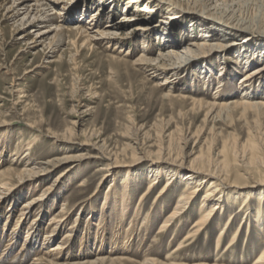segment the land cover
Segmentation results:
<instances>
[{"label": "rangeland", "instance_id": "1", "mask_svg": "<svg viewBox=\"0 0 264 264\" xmlns=\"http://www.w3.org/2000/svg\"><path fill=\"white\" fill-rule=\"evenodd\" d=\"M3 1L0 7V172L22 170L26 160L43 169L36 175L42 177L39 183L35 179L28 182L16 179L10 187L0 192L3 202L0 210V264H32L37 258L44 257L53 245L62 243L68 234L71 239L64 241L63 245L74 248L69 257H63L59 264L94 260L98 246L94 240L98 239H91L94 236L89 233L92 227L93 232L97 230L101 210L107 212L105 222L109 232L106 242L112 245L116 219L112 209L115 192L109 190V185L117 181L116 187L120 192L125 178L134 181L131 195L135 207L147 190L150 164L134 160L132 153L136 151V156L144 157L156 154L161 149L167 154L170 149L174 155L185 154L186 158H193L194 154L202 152L207 156L209 154L221 166L224 160L232 165L229 169L231 177L223 181L224 184L244 188L252 193L253 199L250 201L251 211L242 212L240 217L233 219V226L219 251L220 255L224 254L234 229L240 226V243L233 249L237 255L232 256L231 252L225 254L228 256L227 264L234 259L241 261V255H245L249 263L251 254L257 253V249L251 250V245L255 246L258 242L253 212L259 208V189L264 188L261 185L264 177V117L257 123L252 114L242 117L240 108L208 113L194 107V100L212 103L218 92L219 80L223 78L231 81V85L224 87L220 96H227L231 101L241 99L240 78L247 71L264 66V60L259 62L257 58L254 59L264 52V0H142L144 3L141 5L147 2L151 7L145 8L150 12L143 14L135 12L139 9L130 5V0H68L64 5L63 17L73 23L80 22L82 30H88L89 24L95 22H98V26L94 29L103 30L113 20L118 31L116 35H111L107 43L93 41L88 45L85 44L86 38H78L77 32L71 31L73 24L65 23L68 30L58 34L56 39L61 37L66 43L54 53H50L48 42L41 47L31 44L36 36L33 31L31 33L32 29L28 31L32 34L27 37L28 41L18 40V25L13 24L15 22L9 19L11 14L3 8L11 6L13 0ZM137 25H143L144 31L135 30ZM221 33L228 36L219 40ZM54 34L50 33L49 37ZM196 38L199 42L219 40L224 44L236 43L228 47L230 51L225 57L228 63L223 77H220V72L224 59H217L215 53L210 56L194 55L189 61L167 57L170 52L181 53L186 44ZM159 55L163 57L159 58ZM250 58L256 61L255 64L247 65ZM175 62L178 67L189 70L179 80L168 73ZM67 130L73 134L66 135ZM250 135L254 137L252 140L259 152L253 151ZM225 143L229 149L224 152ZM66 156L75 158L54 161ZM116 156L123 167L116 169H120V173L114 181L105 180V174L110 173V178L114 176L108 168L115 162ZM50 160L54 162L47 166ZM133 160L135 163H131ZM130 171L133 172L128 174ZM67 177L70 182L63 183ZM163 178L160 188L167 183V178ZM182 184H177V193L180 187V191L183 189ZM61 186L62 191L58 192ZM51 187L53 196L47 194ZM160 188L143 200L147 202L144 215L150 211ZM44 193L46 195L43 197ZM174 193L168 196L173 199L162 205L172 206L178 195ZM40 198L44 200L40 203L42 207L40 204L31 206ZM25 204L32 218L23 229H16ZM234 206L228 202L223 204L226 210L222 216L218 214L211 221L208 234L202 235L200 243L189 249L187 255L208 257V264L215 262L213 254L219 231L229 215L239 212V208ZM11 210L14 221L4 231L5 217ZM62 211L68 213L67 223L62 231L52 234L51 221L56 217L60 219ZM160 212L157 210L154 215H160ZM197 217L198 214L189 222L190 226ZM245 220L252 222L249 237ZM159 223L154 225L148 240H143V235L137 238L134 253L125 256L132 260L130 263L140 264L142 252L150 245L161 243L154 242ZM30 227H33L32 249L24 246ZM16 232L21 234L20 240L13 241L12 235ZM184 234L186 232L180 234L172 245L165 240L163 251L155 257L166 262L167 255ZM243 241H247L246 247ZM43 242L46 243L42 245ZM80 242L88 243L84 250ZM101 256L116 257L109 250H105Z\"/></svg>", "mask_w": 264, "mask_h": 264}, {"label": "bare ground", "instance_id": "2", "mask_svg": "<svg viewBox=\"0 0 264 264\" xmlns=\"http://www.w3.org/2000/svg\"><path fill=\"white\" fill-rule=\"evenodd\" d=\"M2 1L3 0H0V7H2L1 4L5 2V1L3 2ZM66 2H68V0H13V3L11 4V6H9L10 3L9 5L4 4V6H9V7L8 8L3 7V8L4 10H7V13L11 14L9 16V19L15 22L13 24L18 25L16 28L17 29L16 31H18L17 32L18 35H20L18 40H22V41L27 40V37L33 31L34 34H36V36L33 38V41L31 42V44H37V46L41 47V46H46V43L48 42L47 44L49 48L51 49L50 53L55 51L57 48L58 49L62 48L65 45L66 40L64 42L63 38L61 37H59L60 38L59 40L56 39L58 34H62L63 31L68 30V28H66L65 26V23H70L71 25L73 24L72 26L73 28L71 31L77 32L78 38H82V37L86 38L85 44H88V45L91 44L93 41L94 42L95 41L106 42L111 39V35H116L115 33L118 31L117 29L118 26L113 20H110L109 24L106 27H104L103 30H99L101 28L94 29L95 27L98 26V22H95L94 24H89L88 30L86 29L82 30V27H80L79 25L80 22L78 24L76 22L73 23V22H70L67 18L63 17V10H65L64 5ZM142 2H143L142 0H130L129 4L135 5V7H138L139 10L135 11L137 14L139 13L143 14L144 12H150L149 10L145 9V8H151L150 4L148 5L146 2V5L145 4L141 5ZM18 17H22L21 20L15 21V19H17ZM144 29H143V25L142 26L137 25L135 28V30L141 31V32L144 31ZM29 30H31V33H29L30 32ZM21 31H23V33H21ZM52 32H55V34L49 37L50 33ZM220 35H219L220 36L219 40H221L222 37L228 36L227 34H223V33H221ZM219 40H211V41L206 40V42L205 41L199 42L200 40L196 38V39L191 40L189 44H186V47L183 49L181 53L170 52L167 57L172 58V59H177V61H181V60L189 61L190 58L193 57L194 55L195 56H199V55L210 56L211 54L215 53L217 54L216 55L217 59H220V58L224 59V66L222 68V71L220 72L221 73L220 77H223V75L225 74V69H226L225 65H227L228 63L225 58L228 55V52L230 51L228 50V47L235 45L236 43H230V44L225 43L224 44L223 42L221 43ZM179 43H183V42L179 41ZM144 51L146 52L147 50H144ZM160 57L162 58L163 56L159 55V58ZM262 57H264V52L261 53L258 57H255L254 59L257 58L260 62V60L261 61L264 60V58L261 59ZM254 62L256 61L250 58L248 62L246 63H248L247 65H252ZM168 70H169L168 73L172 74L175 80L181 79L184 74H187L189 72V70H186L185 68L178 67V64L176 62L173 63L171 68ZM240 81L241 82L239 85H241L240 86L241 99H239V101H231L230 99H227V96L226 97H224V95L220 96V94L222 93V89L224 87H227L228 85H231L230 83L231 81L224 80L223 78V80H219L218 90H217L218 92L216 93V96L213 97L214 101L212 103L207 104L204 101L194 100V107H199L200 110L204 109L208 113H213L216 110L225 111L224 109H239L240 108L242 117H247L250 114H252L255 118V121L258 123L264 117V87H263L264 86V66L258 67V68L255 67L254 69L247 71V73H245V75L242 78H240ZM256 96H258V98H256ZM69 133L73 134L71 130L69 131L67 130L66 135ZM252 135H254V133ZM252 135H250L251 138L249 141L252 144L251 146L253 148V151H255L257 150L256 149L257 144L255 143V141L252 140L254 139ZM58 136L59 135H56V137ZM234 144L235 143H232L231 145L233 146ZM134 145H137V142H134ZM134 145H131V146H134ZM228 149L229 148L227 147L225 143V148L223 151L225 152ZM28 150L31 151V148H29ZM257 151L259 152V149ZM210 152L211 151H209L208 153ZM164 153L161 149L160 152H157L156 154L154 153L148 156L145 155L144 157H138L136 156L137 152L133 151L132 154H133L134 160L136 161L143 160L142 162H146L150 164V170L148 172L149 174L147 175L148 176L147 178L148 187H147L146 192H144L141 199L137 202L135 207H133L131 192L133 190L132 189L133 186L135 185L133 183L134 181H132L129 178H125V181L123 183V188L120 192L117 190V187H116L117 181L109 185L108 187L109 190L110 191L112 190L115 192L114 194L115 199H114V204L112 205V209L115 213L116 219L113 223V234L111 237L112 245L106 242L107 237H108L107 233L109 232V227H107L106 222H105L107 212L106 210H101L99 214L100 220L97 222L98 224L96 225L97 230L93 232V227H92L89 233L92 236H94L91 239H94V238L98 239V240H94L95 241L94 244L95 245L98 244V246L95 249L97 251V254H95L97 257L96 258L94 257L95 259L92 261L87 260L85 261V263L77 262L75 264H117V263L132 262V260L125 258V256H128V254L134 253L133 249L136 246V241L138 237H141V235H143V238H142L143 240L149 239L150 233L151 231H153V228L155 227L154 225L157 222H160L159 223L160 228L158 229V232H157V235H158L157 238H154L155 239L154 242L159 241L161 243H158L157 246L150 245L148 249L145 250V252H142L143 260L142 262H140V264H208V261H209L208 257L187 255L186 252H188L189 249L196 247V245L200 243L199 239L201 238L202 235L208 234V231L211 229V221L214 220L218 214L219 216L220 215L222 216V214L226 210V208L223 207V204H225L226 202L230 204H234L236 207H238L239 212L233 213L231 215L228 214L229 216L227 220L224 222L222 228L220 229L218 237L216 239L217 243H216L215 252L213 254L215 262L212 264H227L228 256L225 254H228L229 252L232 253V256L237 255V253L234 252L233 249L237 247V245L240 243V240L238 239V237L241 236V231H242L241 230L242 228L240 226L234 229V232L231 238L229 239L230 241L228 242L229 245H227L224 251V254L220 255L221 251L219 250L221 249L223 239L226 238L227 236V232H229L231 227L233 226L232 224L233 219L240 217L242 215V212L246 213L247 211H251L250 201L253 198H251L252 193L245 191L244 188L241 189L235 186L231 187V186L224 184V182H226V180L229 179V177H231L229 174V169L231 168L232 165L229 164L228 161L224 160L223 165L221 166L220 164H217L216 161H214L215 159L213 160L209 156V154L207 156V154L205 155L202 152L197 155L194 154L193 158H190V157L186 158L187 156H185V154H183L182 156L180 153H177L174 155L171 149H170L169 154L165 153L167 155H164ZM27 156H31V154L29 153L27 154ZM74 158L75 157H72V156H66V158L62 160H54V161L63 162L66 160H73ZM117 159L118 157L116 156L115 162L110 165V168H108L109 171H112L111 175H114V176L110 178V173L107 170V173L109 174L103 175L105 180L114 181V178L116 177V175L120 173V169L117 171L116 169L122 168L123 166L122 164H120V162H118ZM30 161L26 160L25 162H23L25 167L22 170L13 171V170L7 169V170H4L3 172H0V192L10 187L14 183L13 181H15L16 179L24 181V182H28L30 180L34 181L35 179L37 180L36 183L37 182L39 183V178L41 179L42 177H37L36 175H39L41 171L40 169H43V168L42 167L37 168L35 166L36 164L34 165L32 163L30 164ZM54 161L50 160V162H48L46 165L51 166V164H53ZM131 163H135V161ZM31 166H33V168H30ZM128 170H130V166L128 167ZM131 172L133 171L128 172V174H130ZM68 177L67 179L65 178L63 183L66 182L67 184V182H70ZM163 177L167 178V183L165 186H162V188H160L162 185L163 179H164ZM178 183H183L182 184L183 189L181 191H180V188L182 187H180L179 185L180 187L179 193H177V189H176ZM261 185L264 187V177H262ZM157 188H160L157 198L155 202L153 203V205L150 206V209H149L150 211H148L146 215H144L143 210L147 202H144L143 200H145V197L147 198V196L152 194V192H154ZM52 190H53V187L49 188V190H47L48 191L47 194L49 193V195L52 194L51 196H53L54 193ZM59 191L60 192L62 191V186L61 188L58 189V192ZM174 192L178 194L176 202L172 204V206H170L169 204L167 206L165 204L162 205L163 203H166L168 200L173 199V197L168 198V196L170 195V193L172 194ZM259 192H261V195L259 196V202H258L259 208L257 209V211L253 212V218H254L253 224L256 226L255 228H257L256 237L258 239V242L257 244H255V246L251 245V250L257 249L256 250L257 253H254L253 256L251 254L252 258L250 259L249 263L248 261H246L245 255H241L242 256L241 261H237V259H234L232 263L230 261V264H247V263L248 264H264V209H263L264 208L263 207L264 206V196H263L264 188L259 189ZM247 193H250V194H247ZM45 195L46 194L44 193L43 197ZM201 197L202 199L197 205V202L199 201ZM41 201L44 202L43 198L38 199L36 202L35 201L32 202L31 206L34 205L33 207H36L37 205L41 203ZM2 203L3 202L0 199V210L2 207ZM55 203L53 204V206H55ZM109 203L110 202L107 203L108 208L110 207ZM42 206L43 205L40 204V207ZM13 210L9 211L7 213L8 215L5 217L6 221L3 226L4 231H6L7 225L14 221V214L12 212ZM157 210L161 211L160 215L159 213H157V215L159 216L154 215V212H156ZM30 212L31 211H29L28 206L25 204L24 210L21 213V217L15 225L16 229L21 230L23 229L25 225L28 224V221L32 218V214ZM62 212H63V215L62 217H60V219H57L56 217V218H53L51 221V225H52L51 227H53L52 234L58 231H62L63 227H65L67 223L68 213H66L65 211H62ZM196 214H198V217L193 222V224H191L190 226L189 222H192ZM97 215L95 214V217ZM34 221L36 220L34 219ZM245 224H247L248 226L246 233L249 237V235L251 234L252 222L249 223L245 220ZM16 229L15 231H17ZM32 229L33 227L32 228L30 227L29 229L30 231L27 233L28 236L24 242V246L26 245L30 249L34 247V245H32L33 244L32 243L33 235L31 234V232H33ZM175 231L177 232L175 233ZM183 232H186V234L180 237L176 247H174L173 251L167 255L166 262L163 263L158 258L155 257L158 253L163 251L162 244H164L165 240L169 242L170 245H172L179 238L180 234H182ZM20 235L21 234H17V232L13 233L11 240L13 241L20 240ZM30 235H32L31 241H30ZM36 239L38 242L39 241L38 236L36 237ZM69 239L71 238L68 234V236L64 240H62L63 241L62 243H57L53 245V247L50 248V250L47 253H45L46 255L44 257L37 258L36 260H34L35 262H33L32 264H59L60 260L63 257L65 258L69 257L71 250H73L74 248V246L70 247L69 245L68 247H65V244L63 245L64 241H68ZM245 242L247 243V241ZM44 243L46 242H43L42 245H44ZM246 243H244V245ZM80 244L82 245L81 247H83V250H84V246L86 244L88 245V243L86 242H80ZM160 245L161 247H159ZM105 250H109L111 253H114L116 257L114 258L112 257L113 258L112 259L110 257L101 256ZM116 253L118 254L116 255ZM135 254L140 255L139 253H135ZM118 255L124 256V258L119 257ZM20 256L22 257V255ZM20 259L22 260V258ZM130 264H135V263H130Z\"/></svg>", "mask_w": 264, "mask_h": 264}]
</instances>
